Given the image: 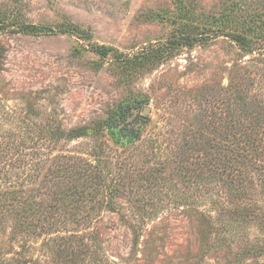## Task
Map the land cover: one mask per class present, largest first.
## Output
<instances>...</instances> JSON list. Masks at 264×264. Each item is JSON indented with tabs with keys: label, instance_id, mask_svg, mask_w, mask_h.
Masks as SVG:
<instances>
[{
	"label": "rangeland",
	"instance_id": "rangeland-1",
	"mask_svg": "<svg viewBox=\"0 0 264 264\" xmlns=\"http://www.w3.org/2000/svg\"><path fill=\"white\" fill-rule=\"evenodd\" d=\"M176 35L199 42L118 67ZM236 120L220 151L243 164L189 183L185 145ZM256 121L264 0H0V264H264Z\"/></svg>",
	"mask_w": 264,
	"mask_h": 264
},
{
	"label": "trees",
	"instance_id": "trees-1",
	"mask_svg": "<svg viewBox=\"0 0 264 264\" xmlns=\"http://www.w3.org/2000/svg\"><path fill=\"white\" fill-rule=\"evenodd\" d=\"M17 30L19 31V33H24L28 35H36L39 32H43L37 31L26 24H23L21 27L18 26ZM238 41L245 47L249 46L248 40L246 38H240ZM195 42H199L198 36L195 37L193 35L192 37L189 36L187 39H185V37L176 35L163 44L153 46L147 51H143L141 54L136 55L134 58L119 55L116 57V62L118 64V67L124 70L123 72L133 67L148 68L147 70H151L155 68L157 64H162L164 61L168 60L171 56H173L178 45L183 44L191 47L194 45ZM96 50V52L102 57L108 56L111 52V49H108L104 46H99ZM256 122H259V124L260 122H262V124H264V121ZM242 123L243 121L238 120L227 121L225 126L223 127H226L228 130H223L221 128L222 125H218L217 121H208V123L202 124V128L198 131L197 134L194 135L192 141L188 142L185 145L187 151L184 155H182V158L180 160L181 171L186 174L189 183L192 184L193 177L200 179V177L204 175L206 171L208 173H213L214 170L212 168L216 169L217 166H222V168L224 166L231 167L233 170L236 169L234 168V165L240 163L238 157L232 156L227 158L226 155H222L220 150H222L223 147L221 146L219 139H222L223 135H229L230 132H232L233 130L237 131L238 127H242ZM89 129L90 128L88 127L73 129L66 136L69 140L87 136ZM218 150L219 155L215 154V152H217ZM242 157H244V155H242ZM240 164L243 163L241 162ZM161 165L163 166L162 163ZM148 173L149 178L147 180L150 181L151 185H153L155 175H157V177L159 178H162L158 175L165 173V169H162L161 167H159L158 169L150 168ZM221 174L222 171L220 175ZM214 178H216V175L211 174L210 179L208 178V180Z\"/></svg>",
	"mask_w": 264,
	"mask_h": 264
},
{
	"label": "water",
	"instance_id": "water-1",
	"mask_svg": "<svg viewBox=\"0 0 264 264\" xmlns=\"http://www.w3.org/2000/svg\"><path fill=\"white\" fill-rule=\"evenodd\" d=\"M144 113L145 114H149L150 113V109L149 108H145Z\"/></svg>",
	"mask_w": 264,
	"mask_h": 264
}]
</instances>
